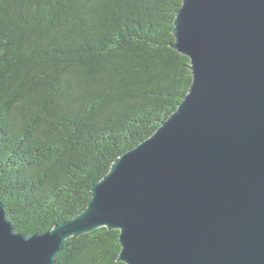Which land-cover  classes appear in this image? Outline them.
<instances>
[{"label": "trees", "instance_id": "obj_1", "mask_svg": "<svg viewBox=\"0 0 264 264\" xmlns=\"http://www.w3.org/2000/svg\"><path fill=\"white\" fill-rule=\"evenodd\" d=\"M182 0H0V201L32 236L85 210L192 83L172 48ZM119 231L64 241L55 264H124Z\"/></svg>", "mask_w": 264, "mask_h": 264}, {"label": "water", "instance_id": "obj_2", "mask_svg": "<svg viewBox=\"0 0 264 264\" xmlns=\"http://www.w3.org/2000/svg\"><path fill=\"white\" fill-rule=\"evenodd\" d=\"M172 34L192 73L177 109L71 220L27 236L0 201V264H55L102 227L124 264H264V0H182Z\"/></svg>", "mask_w": 264, "mask_h": 264}]
</instances>
